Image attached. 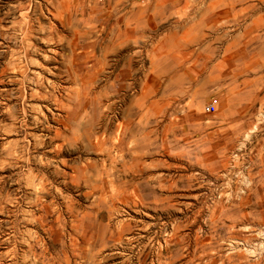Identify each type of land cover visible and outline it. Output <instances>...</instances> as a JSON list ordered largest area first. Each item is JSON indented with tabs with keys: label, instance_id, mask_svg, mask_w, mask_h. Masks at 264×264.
I'll use <instances>...</instances> for the list:
<instances>
[{
	"label": "rangeland",
	"instance_id": "rangeland-1",
	"mask_svg": "<svg viewBox=\"0 0 264 264\" xmlns=\"http://www.w3.org/2000/svg\"><path fill=\"white\" fill-rule=\"evenodd\" d=\"M118 1L0 0V264H21L7 252L26 249L30 257V242L38 254L48 245L41 264L66 255L70 264H264V0ZM126 25L134 31L129 46L120 42ZM118 45L121 56L111 51ZM25 49L31 60L22 79L11 61L20 62ZM129 52L134 78L113 85ZM98 60L105 62L112 126L130 119L136 135L133 170L123 163L132 160L124 140L125 161L114 163L117 184L99 193L66 183L76 175L75 160L106 156L83 147L84 138L79 150L51 139L65 109L54 97L26 96L38 76L54 80L50 70L61 61L86 73ZM120 81L133 82L132 89L119 90ZM142 129L153 139L147 148ZM98 248L102 255L91 258Z\"/></svg>",
	"mask_w": 264,
	"mask_h": 264
},
{
	"label": "bare ground",
	"instance_id": "bare-ground-1",
	"mask_svg": "<svg viewBox=\"0 0 264 264\" xmlns=\"http://www.w3.org/2000/svg\"><path fill=\"white\" fill-rule=\"evenodd\" d=\"M65 1V0H64ZM91 1V0H89ZM159 1V0H158ZM63 2V1H62ZM69 2V1H68ZM119 3L121 2L120 0L118 1ZM157 2V1H155ZM160 2V1H159ZM157 3V6L158 4L160 3ZM95 3V2H94ZM69 4V3H68ZM118 4V3H117ZM133 4V3H132ZM155 4V3H154ZM163 4V3H162ZM161 4V5H162ZM56 5V4H55ZM58 5V3H57ZM67 5V3H66ZM71 5V4H70ZM69 5V7H70ZM94 5V4H93ZM119 5V4H118ZM148 5V4H146ZM150 5H151V2H150ZM156 5V4H155ZM160 5V6H161ZM164 5V4H163ZM162 5V6H163ZM166 5V4H165ZM117 6V5H116ZM159 6V7H160ZM160 7L161 10L163 9V7ZM174 6V5H173ZM142 7V6H140ZM147 7V6H146ZM155 7V6H152V8ZM167 7V6H166ZM165 7V8H166ZM58 8V6H57ZM61 8V7H60ZM66 8V7H65ZM95 8V7H94ZM115 8V7H114ZM133 8V7H132ZM148 10H147V13L149 10H153L152 8L150 9V7L148 6L147 7ZM144 7V12H146L145 10L147 9ZM156 8V7H155ZM155 8L153 10V13L155 11ZM69 9V8H68ZM140 9V8H139ZM140 9V10H141ZM175 9V8H174ZM63 10V9H62ZM67 10V9H66ZM131 10V9H130ZM138 10V9H137ZM209 10V9H208ZM24 11V10H23ZM119 11V10H118ZM129 11V10H128ZM109 12V11H108ZM136 12V10H135ZM168 12V11H167ZM139 13H141L142 15V11H140ZM137 13V14H139ZM135 13H133V17L135 16L134 15ZM128 15V14H127ZM126 15V16H127ZM153 15V14H152ZM81 16V15H80ZM80 16H79V19H80ZM109 16V15H108ZM115 16V15H114ZM132 16V15H131ZM144 16V14H143ZM124 17V16H123ZM40 18V17H39ZM84 18V17H83ZM121 18V17H120ZM139 18V19H138ZM141 18H144L141 16ZM36 19V18H35ZM61 19V18H59ZM78 19V20H79ZM82 19V18H81ZM119 19V18H118ZM117 19V20H118ZM98 20V19H97ZM135 20H136V17H135ZM137 20H142L140 19V16L138 17L137 16ZM94 21V20H93ZM124 21V20H123ZM92 22V21H90ZM143 22V21H142ZM145 22V21H144ZM143 22V23H144ZM118 23V22H117ZM116 23V24H117ZM142 23V24H143ZM147 23H149L147 21ZM146 23V24H147ZM152 23V22H151ZM56 24V23H55ZM94 24V23H93ZM139 24V23H138ZM146 24L144 26H146ZM33 25V24H32ZM53 25V24H52ZM121 25V24H120ZM136 25V24H135ZM141 25V23H140ZM149 25V24H148ZM151 25V24H150ZM154 25V24H153ZM84 26V25H83ZM115 26V25H114ZM127 26V25H126ZM137 26V25H136ZM143 26V25H142ZM58 27V26H57ZM74 27V26H73ZM76 27V26H75ZM85 27V26H84ZM95 27V26H94ZM130 27V26H129ZM128 26L125 28V31L123 33V36H125L120 42L121 43H124V44H128L127 46H129L133 36H134V31L133 29L129 28ZM133 27V25H132ZM138 27V26H137ZM22 28V27H21ZM52 28V27H51ZM86 28V27H85ZM93 28V27H92ZM123 28V30H124ZM145 29V27H143ZM55 29V28H54ZM77 29V27H76ZM82 29V28H81ZM88 29V28H87ZM110 29V28H109ZM138 29V28H137ZM136 29V30H137ZM143 29V30H144ZM53 30V28H52ZM56 30V29H55ZM54 30V31H55ZM96 30V29H95ZM34 31V29L32 30ZM72 31H74V29H72ZM80 30H78V34L81 36ZM97 31V30H96ZM95 31V32H96ZM100 31V30H99ZM106 31V30H105ZM140 31V30H139ZM51 32V30H50ZM6 32H2V34H5ZM52 33V32H51ZM137 33H139L137 31ZM143 33V32H142ZM140 33V34H142ZM28 34V33H27ZM73 33L70 34V36L72 35ZM77 34V33H76ZM83 34V32H82ZM97 34V33H96ZM105 35V34H104ZM119 36H122V32L118 34ZM26 36V34H25ZM85 36V35H84ZM97 36V35H96ZM72 37V36H71ZM137 37H138V34H137ZM87 38V37H86ZM100 38V37H99ZM79 39V38H78ZM93 39V38H92ZM104 39V38H103ZM136 39V38H135ZM83 40V39H82ZM100 40V39H99ZM106 40V39H105ZM65 41V40H64ZM112 41V40H111ZM71 42H73L71 40ZM83 42V41H82ZM101 42V41H100ZM23 43V42H22ZM59 43V41H58ZM63 43V42H62ZM70 43V42H69ZM67 43V44H69ZM76 43V42H75ZM90 43V42H89ZM29 44V43H27ZM73 44V43H72ZM92 44V42H91ZM100 44V43H99ZM108 44V43H107ZM106 44V45H107ZM118 44V42H117ZM116 44V45H117ZM24 45V44H23ZM66 45V44H65ZM74 45V44H73ZM98 45V44H97ZM104 45V44H103ZM121 45V44H120ZM69 46V45H68ZM71 46V45H70ZM92 46V45H91ZM133 46V45H132ZM62 47V46H61ZM65 47V46H64ZM83 47V46H82ZM88 47V46H86ZM106 47V46H105ZM74 48V47H73ZM77 48V46H76ZM96 48V47H95ZM28 49V48H27ZM59 49V47H58ZM100 49V48H99ZM130 49V48H129ZM128 49V50H129ZM66 50V49H65ZM95 50V49H94ZM93 50V52H94ZM97 50V49H96ZM104 50V49H103ZM109 53V48L106 49ZM105 50V51H106ZM126 50V49H125ZM127 50V51H128ZM62 52L60 53H63V50H60ZM76 51V50H75ZM80 51V50H79ZM84 51V50H83ZM87 51V50H85ZM89 51V50H88ZM112 52L116 53V55L118 56H121V53H122V49L120 48V46L118 45L117 47H113L111 49ZM130 51V50H129ZM51 52H53L51 50ZM56 52V49L55 51ZM72 52V51H70ZM92 52V53H93ZM75 53V52H74ZM78 53V52H76ZM89 53V52H88ZM15 54V52L12 51V57L13 55ZM24 56H23V59L20 60V62H16V61H11L12 64L14 65L15 69H17L18 71H20L21 73V76H22V79H26L28 77V74H27V67L30 65V61H29V57H28V52L27 50L25 49V52L23 53ZM33 54V53H32ZM31 54V55H32ZM50 54V53H48ZM59 54V53H58ZM94 54V53H93ZM91 54V55H93ZM123 54V53H122ZM53 55V54H52ZM56 55V54H55ZM62 55V59L64 58L65 60V57H63L64 53L61 54ZM72 55V54H70ZM87 55V54H86ZM133 55V54H132ZM132 55H130V52H129V55L128 57H126V66L122 67L121 69H119V72L115 73V80H112L113 81V85L114 82L116 83V81L118 80H126L127 79H131V78H134L132 77L134 71H133V67H134V64H133V58H132ZM59 56V55H57ZM123 56V55H122ZM49 57V56H48ZM69 57V56H68ZM68 57H67V60H68ZM88 57V56H87ZM106 57V56H104ZM115 57V56H114ZM113 57V58H114ZM29 58V59H28ZM59 58V57H58ZM57 58V59H58ZM72 58V57H71ZM99 58V56H98ZM116 58V57H115ZM17 59V58H16ZM61 59V60H62ZM70 59V58H69ZM25 60H28L29 63L27 62V64L25 65H22L21 62L22 61H25ZM31 60V59H30ZM60 60V59H59ZM58 60V61H59ZM63 60V61H64ZM71 60V59H70ZM74 60V59H73ZM84 60V59H83ZM43 61V60H42ZM49 61H51L49 59ZM48 60L45 61L46 63H50ZM61 61L60 62V66L58 67V63L56 64L58 69L53 72L50 70V74L51 76H53L54 80H51L49 81V79H46V78H42L40 76H38V80L40 83H38V88L36 89H31L30 92L26 95L27 97H30L31 99H36V100H51L52 97L55 98V101L57 103V105L60 107V108H63L65 109L66 111V115L59 119L58 122L60 123V127H57L56 130H55V133H54V136L51 138L53 139L54 141L57 140V139H62L64 142H66V145H68L69 147H72L76 150H79L81 148V146L78 144L80 143L81 139L84 138V140H86V144L83 145V147L85 148H95L97 150H99L103 155H105V159H101L102 161L98 162V161H95L96 158L93 160H87L85 162L83 161H80V160H75L73 162V164L71 165V169H72V173L76 174V175H73L72 179L73 181H68L66 183V185H69L71 183H74V181H77L78 183H82L84 184L87 188H89L91 191H95L97 193H99L101 190L105 189L106 187L108 186H115V184H117V179L116 178V174L117 172H115L116 170L114 169L115 167H118V165L116 166V164L114 165V163L118 162L120 159V157L122 158L121 160L123 161L125 159V146L123 145L124 144V140L127 141V151L130 153L128 154L129 156H131V164H127L125 162L124 163V166L125 168L127 169H131L133 170L134 166H135V157H134V150H136V147L133 146V144L130 146L129 144H131L132 142L135 141V139H133L136 135L134 134V131L130 129V125H131V121L130 119H128L130 116H131V112H132V109H131V105L126 109L127 111L125 113L126 116H127V119L128 121L126 122V125H116V128H114L112 126V122L114 118H110V117H113L110 115V110L112 109V105H106V107H104V105L106 104V102L104 101V98L106 95V92H109V89L108 91H103V84H102V81L104 79L103 77V73H104V70H105V66H104V63L102 62V60H98L96 64L92 65V66H89L88 69H86L85 71H87L86 73H83V72H78L77 70H73L72 67H69V63H65ZM66 61V60H65ZM69 61V60H68ZM72 61V60H71ZM70 61V62H71ZM44 62V61H43ZM57 62V61H56ZM80 62V61H79ZM82 62V61H81ZM111 62V61H110ZM115 64H116V61H114ZM117 62H118V59H117ZM23 63V62H22ZM26 63V62H25ZM54 63V62H52ZM51 64V63H50ZM73 64V63H72ZM112 64V63H111ZM125 64V63H124ZM34 65V64H33ZM41 69H44V65H42V63H39L38 64ZM51 66V65H50ZM107 66V64H106ZM118 66V65H117ZM30 67V66H29ZM54 67V66H53ZM56 67V66H55ZM63 68H65L66 70H63ZM117 68V67H116ZM4 71L6 69H8V64H5V67L3 68ZM53 69V68H52ZM110 69V68H109ZM117 70V69H116ZM84 71V72H85ZM65 72V74H64ZM108 72V70L106 71ZM133 72V73H132ZM109 73L113 74L111 71H109ZM164 73V72H163ZM162 73V74H163ZM106 75V74H105ZM65 76V77H64ZM109 76V74H107V77ZM160 76V75H159ZM162 76V75H161ZM160 76V77H161ZM113 77H114V74H113ZM119 77H123L122 79H120ZM103 78V79H102ZM110 78V76H109ZM108 78V79H109ZM62 80H64L65 82H69L71 83V85H68V86H65L63 85L62 83H60ZM106 80V79H105ZM110 80V79H109ZM107 81V80H106ZM63 82V81H62ZM64 82V83H65ZM104 83V82H103ZM109 83V82H108ZM119 83V82H118ZM132 85H133V82L129 81L127 83H122L120 81L119 85H118V89L119 90H125L126 93L129 92V90L132 89ZM105 87V86H104ZM108 88V87H107ZM105 89V88H104ZM114 89V88H113ZM112 90V88H111ZM114 91V90H113ZM64 93V96L61 94V93ZM116 92V91H115ZM109 94V93H108ZM111 94V93H110ZM109 94V95H110ZM117 95V94H116ZM124 95V94H123ZM59 96V97H57ZM114 96V95H112ZM109 97V96H108ZM111 97V95H110ZM115 98V97H114ZM112 99V98H111ZM117 99V98H116ZM120 99V98H119ZM109 100V99H108ZM116 101V100H115ZM121 101V100H120ZM119 101V102H120ZM105 102V104H104ZM118 102V101H117ZM129 103H132V100H128ZM116 103V102H115ZM114 103V104H115ZM117 106V105H116ZM115 106V107H116ZM88 108L90 109V111H88ZM39 111H41L40 107L37 108ZM91 110L93 112H91ZM123 112V113H124ZM124 113V114H125ZM119 115V114H118ZM133 115V114H132ZM117 117V116H116ZM72 119L73 120V124L74 125H77L81 128V132L79 131H75L73 129V125L70 123L69 119ZM135 118V117H134ZM35 120L37 121H40L41 118L39 116L37 117H34ZM41 123L43 124L44 123V120H41ZM142 142H145L144 146L142 147H145L147 148L149 146V144L151 143V140L150 139V132L145 130V129H142ZM34 136V135H33ZM105 136H109V143H108V139L105 137ZM152 137V136H151ZM138 139V138H137ZM141 139V136L140 138ZM138 139V140H139ZM151 140V141H150ZM62 141V142H63ZM137 141V140H136ZM40 142L36 141L33 143L34 145V148H37L38 145H39ZM59 147H63V145L59 146ZM140 147V146H138ZM124 151V153L122 155H119L120 152L119 150ZM90 150V149H88ZM91 151V150H90ZM99 154V153H98ZM129 159V158H128ZM99 160V159H97ZM105 160L109 161V164L110 166L107 167L106 165V162ZM121 161V162H122ZM120 163V162H119ZM124 168V169H125ZM120 170V169H119ZM118 170V171H119ZM143 170V169H142ZM122 171V170H121ZM126 172V171H125ZM30 175L32 176L33 173L32 172H29ZM132 173V172H131ZM128 174V173H127ZM119 175V174H118ZM120 176V175H119ZM130 176V175H129ZM64 177L65 178H68L67 176V173H64ZM122 177V176H121ZM79 178V179H78ZM123 178V177H122ZM78 179V180H77ZM33 187H37V183L35 181V179H31L29 181ZM123 182V180H122ZM39 184H42V189L45 190V187L47 188V185L46 183L43 184V182L41 181ZM127 185V184H126ZM113 188V187H112ZM115 189V188H114ZM122 189V188H121ZM119 190V189H118ZM104 196V195H103ZM102 196H99L98 198L100 199ZM39 199H40V196H39ZM74 204V203H73ZM73 207L72 206V203L70 202H67L66 203V208L67 210H69L70 212L71 211H74L73 210ZM61 215L59 216H62V213L61 211H59ZM87 213V212H85ZM74 216V215H73ZM77 216V215H76ZM75 218V216H74ZM81 218V217H80ZM79 218V220H80ZM78 220V219H77ZM84 220V219H83ZM93 221V220H92ZM71 222H73V220H71ZM93 223V222H92ZM95 223V222H94ZM80 224V222H79ZM78 223L74 224L73 223L71 225H73V227L77 230V227L79 225ZM82 224V223H81ZM100 224V223H98ZM111 224V223H110ZM105 226V225H104ZM109 226H112V225H109ZM80 228L81 225H80ZM105 228V227H104ZM74 229V230H75ZM83 230V228H82ZM81 231V230H79ZM103 231V230H102ZM98 233V231H97ZM101 233V232H100ZM103 233V232H102ZM98 236V235H97ZM103 236V235H101ZM99 238V237H98ZM33 239L35 241H39L40 240V237L39 235H36L34 236L33 235ZM32 239V240H33ZM98 241V240H97ZM102 241L104 242L105 239L102 238ZM107 242V241H106ZM106 242H104L103 244H106ZM47 243V241H46ZM45 243V244H46ZM97 243V242H96ZM100 243V242H99ZM98 243V244H99ZM102 244V243H101ZM100 244V245H101ZM44 245V244H43ZM90 245V244H89ZM94 246V245H92ZM104 246V245H103ZM101 247V246H100ZM28 248L30 249L29 251L31 252L30 254V257H27L26 255V249L23 250V249H20V250H17V251H14V252H7V255H9L11 257V259L13 260V262H19L21 264H41L39 262V258L38 257L39 255L40 256H43V254L45 255L47 251H49V247L48 245H46L45 249L46 252H42L40 254H38L37 252L34 251V245H33V242H30L28 244ZM87 248V247H86ZM95 248V247H94ZM105 248V247H103ZM48 249V250H47ZM102 249V248H101ZM100 249V250H101ZM99 248H98V252L95 253V255L91 254V258L93 257H96L98 254H100V256L102 255L101 250L100 251ZM22 251V252H21ZM21 252V253H20ZM94 252V251H93ZM100 252V253H99ZM88 253V252H87ZM86 253V254H87ZM92 253V251H91ZM52 254V253H51ZM53 256V255H52ZM61 257V256H59ZM98 257V256H97ZM96 257V258H97ZM28 258H30L28 260ZM48 258V257H47ZM56 258V256H55ZM55 258L52 257L53 261L52 260H49L47 263H44V264H56V260ZM66 258L68 259V255H66ZM95 258V259H96ZM63 260V262H60L59 264H70V261L68 260ZM60 260V258L58 259ZM97 260V259H96ZM58 264V263H57Z\"/></svg>",
	"mask_w": 264,
	"mask_h": 264
},
{
	"label": "built area",
	"instance_id": "built-area-1",
	"mask_svg": "<svg viewBox=\"0 0 264 264\" xmlns=\"http://www.w3.org/2000/svg\"><path fill=\"white\" fill-rule=\"evenodd\" d=\"M211 108H213V109H214V106H213V105H211Z\"/></svg>",
	"mask_w": 264,
	"mask_h": 264
}]
</instances>
